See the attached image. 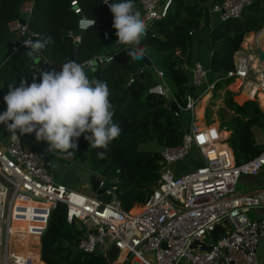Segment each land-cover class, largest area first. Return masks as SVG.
<instances>
[{
  "label": "built area",
  "instance_id": "obj_1",
  "mask_svg": "<svg viewBox=\"0 0 264 264\" xmlns=\"http://www.w3.org/2000/svg\"><path fill=\"white\" fill-rule=\"evenodd\" d=\"M252 1H215L210 13L219 19L240 17L243 8ZM70 3L74 12L80 13L79 30L94 23L93 18L82 13L77 0ZM138 3L143 16L148 18V30L154 19L165 15L170 0H138ZM31 5L30 0L21 9L26 13L24 21L15 18L8 24L12 33L23 36L22 43L32 40L34 35L27 24ZM263 25L250 31L252 38L248 43L244 44L243 38L241 47L233 53V68L224 77H232V82L239 79L235 90L256 99L264 113V101L260 99L264 93V57L260 58L257 51L258 44L264 51L261 37L258 40L264 33ZM103 35L107 38L108 32ZM72 39L79 41L80 31L72 33ZM209 54L210 51L208 57ZM111 58V53H97L80 64L91 62L86 70L94 72ZM36 63L30 67L42 72V66ZM155 70L160 77L164 76L163 69L155 67ZM210 71L201 60L195 59L193 83L196 89L201 87L199 96L215 87L218 77L209 80ZM205 81L208 82L203 86ZM152 90L167 94L169 88L161 78ZM195 105V99L188 98L184 111H190V119L178 143H153L163 163L155 187L135 212L124 209L117 193L106 202L94 193L87 194L57 181L51 166L31 146L32 138L17 133L14 140L0 123L6 133V138L0 141V264H46L40 253L24 247L21 240L29 236L41 245L40 236L58 201L65 203L67 221L77 220L83 227L73 250L105 256L107 264H264V215L252 218L248 214L251 209L264 208V184L247 191L236 188L241 175L256 176L264 169V131L260 152L236 162L231 147L224 141L231 131L224 136L227 129L219 123L200 122ZM193 150L199 154L200 162L179 170L176 166ZM97 175L99 185L108 181L117 190L116 175ZM216 223H221L224 231L214 241H207L209 230ZM194 240L199 242L191 247ZM201 241L210 247L201 248ZM112 244L118 249L113 256L109 254Z\"/></svg>",
  "mask_w": 264,
  "mask_h": 264
},
{
  "label": "trees",
  "instance_id": "obj_2",
  "mask_svg": "<svg viewBox=\"0 0 264 264\" xmlns=\"http://www.w3.org/2000/svg\"><path fill=\"white\" fill-rule=\"evenodd\" d=\"M26 1L0 0V44L10 38L18 41L0 59V114L7 110L4 96L9 85L19 87L24 77L31 83L33 74L37 72L30 67L36 61L26 55L28 49L22 43L23 37L16 38L17 34L12 33L8 25L12 19L26 16L21 10ZM31 1L27 24L34 32L32 40L49 35L54 40L37 54L38 58L47 60L46 63H36L42 66V71L51 68L61 71V66L72 60L74 51L77 63L97 53L112 54V58L96 71L86 73L90 79L108 82L110 99L115 107L113 120L121 128L119 137L110 142L103 159L97 153L105 149L89 146L84 135L79 138V150L72 157L65 159L64 153L56 152L60 158L73 161L78 158L83 161L82 154L86 153L91 168L100 164L102 173L116 175L117 196L124 209L137 211L157 183L163 161L159 151L152 147L153 143L174 145L182 138L189 120L188 112L184 111L186 102L190 97L196 102L199 98L193 83L194 56L197 48L205 43L210 54L201 62L210 68V76L215 75L213 79L218 77L212 96L217 97V91L222 89L224 107L232 112L224 120V108L219 110L221 124L231 131L225 143L231 147L236 162L244 161L262 149L253 130L255 126L264 129L262 108L256 99L236 101V92L228 87L233 78L224 75L233 68V53L241 47L245 34L262 27L264 0H253L243 8L240 17L227 19L213 18L210 13L211 5L219 0H170L165 15L154 19L149 27L151 31L142 37L139 47L146 49V55L140 60L127 56L132 45L118 43L113 46L118 38L117 30L113 27V14L104 0H77L82 13L94 19V23L83 30L77 28L80 13L74 12L71 0ZM77 31H80V40L74 42L72 33ZM104 31L108 32L107 38H104ZM152 54H155V59L150 58ZM155 67L163 69V77L158 75ZM161 78L167 83L168 95L152 90ZM170 99L176 101L179 112L167 106ZM210 108H205L207 123L213 121ZM21 135L32 138L35 133ZM82 229L79 221H67L65 203L58 201L52 207L40 236L41 259L46 264H107L101 260L95 262L93 258L73 250Z\"/></svg>",
  "mask_w": 264,
  "mask_h": 264
},
{
  "label": "clouds",
  "instance_id": "obj_3",
  "mask_svg": "<svg viewBox=\"0 0 264 264\" xmlns=\"http://www.w3.org/2000/svg\"><path fill=\"white\" fill-rule=\"evenodd\" d=\"M108 4L117 30V43L132 45L127 56L140 60L146 49L139 47L148 27V18L136 7L135 0H119ZM54 43L52 36L33 41L24 40L26 55L34 60L37 54ZM85 64L69 60L61 71L55 68L36 72L32 82L21 79L19 87L9 85L4 96L7 110L0 114V123L6 124L15 140L18 134L35 133L38 141L48 143V151L64 153L70 158L79 150V138H84L93 148H103L97 153L103 159L110 142L119 137L120 126L114 122L115 107L110 99L107 81L90 79ZM94 70V69H93ZM39 81V82H37Z\"/></svg>",
  "mask_w": 264,
  "mask_h": 264
},
{
  "label": "rangeland",
  "instance_id": "obj_4",
  "mask_svg": "<svg viewBox=\"0 0 264 264\" xmlns=\"http://www.w3.org/2000/svg\"><path fill=\"white\" fill-rule=\"evenodd\" d=\"M160 1L162 2L163 0H160ZM263 27H264V25H263ZM18 37H22V36L16 35V38H18ZM251 38L252 37L248 38L249 39L248 42L251 40ZM248 42H246V43H248ZM212 76L214 77L215 75L214 74L211 76L209 75V80L213 79ZM234 81L236 82V79ZM207 82L208 81H205L203 86L206 85ZM237 82L239 83V81H237ZM232 84H233V82L231 84H229L228 87L230 89H232L234 92H236L234 97L237 101V97H239L240 95H243V93L237 92L235 90L237 85L235 86ZM199 88H201V87H197V91ZM213 93H214V90H210L209 95H206L204 99H203V95L199 96V98L196 102L194 111L196 113V110H198L199 104H202V106L200 108V110H202V115L201 114L199 115L197 112L196 118L201 120L200 122H202V123H207V121L205 119V108L207 106H210L211 107L210 108L211 109L210 118L213 120L211 123H219L220 126L223 127V125L221 124L222 117L219 115V110L221 109V107L224 108V120L228 119V117L231 115L232 112L230 109L224 107V98H223L224 91L222 89L218 90L217 91L218 96L215 98L212 96ZM167 94H169V90L167 91ZM226 126H229V124L226 123ZM253 130H254L256 141L260 142L261 134L263 133L264 129L261 127L255 126L253 128ZM46 154L50 160L49 161L50 164L51 163L53 164L52 165L53 166L52 167L53 173L56 172V174H58L59 179H61L63 182H67V184L69 186L76 188L78 190H81L87 194H93V192L90 189V185H91L90 176L92 174H94V175H97V174L107 175V174L102 173L103 172L102 171L103 166L100 164H95L94 167L91 168V164L88 163V159H87L88 157H86V153L82 154V156H83L82 158H84L83 161H81L80 158L74 159L75 161L64 160V159L56 156L52 151H48V148L46 149ZM197 157H198L197 153L193 150L185 159H183L180 162L185 163L187 165L188 164L191 165L192 163H195V159L196 160L198 159ZM62 162H64L65 164H62ZM57 163H60V166ZM50 164H48V165H50ZM181 168L182 167H180L179 170H181ZM257 176L261 177V179H264V169L261 170ZM246 180H247V175H245V174L241 175L237 184H236V188L238 190H241V191L250 190V185L247 184ZM248 214L252 218L264 215V213H262V214L255 213L252 209L248 212ZM206 240L210 241V237H207ZM21 244L24 245V247L28 246L29 248H32L36 253H40V248H41L40 242H38V244L36 246L35 244L32 243V239L29 236H26L23 240H21ZM98 251L101 252V249H98ZM81 254L87 256V258H93L94 261L95 260L96 261L101 260L102 262H105V263L107 262V258L105 256H102V255L94 256V255L89 254V253H81Z\"/></svg>",
  "mask_w": 264,
  "mask_h": 264
},
{
  "label": "water",
  "instance_id": "obj_5",
  "mask_svg": "<svg viewBox=\"0 0 264 264\" xmlns=\"http://www.w3.org/2000/svg\"><path fill=\"white\" fill-rule=\"evenodd\" d=\"M21 20L24 21V18H21ZM150 31H151L150 29L147 30V32H150ZM261 35L258 36V40L260 39ZM17 42H18L17 40L14 41L12 38H10V39H8L6 41V44L8 46L6 54L9 53L12 50V48L14 47V44H16ZM257 51H258V54H259L260 58H263L264 57V51L260 48L259 44H258V47H257ZM74 58H75V51L72 54V61H74ZM35 61L39 63V62H41V59L37 57L35 59ZM149 63H150V60L147 59V64H149ZM192 88H194V87H192ZM246 99H248L246 96H241L240 95L239 97H237V101L239 103L243 102ZM167 106L172 108L176 112L180 111V108H179L178 104L173 99H170L167 102ZM188 118L190 119V111H188ZM31 146L33 147V149L36 152H38L44 158V161L47 164H50L47 154L45 153L44 149L40 145H37L36 143H32ZM99 182H100V177L98 175L92 174L90 176V183H91L90 189H91V191L94 194H96L97 198L102 199L103 201L107 202V201L110 200V197L112 196V194H116L117 193V190L115 188H113L111 186L112 183H109L108 181H103L100 185H99ZM105 189H110L111 192L108 193V192L105 191ZM226 222H227V219H224V223H226ZM223 231H224L223 225L221 223H216L214 225V227L209 230L210 240L214 241L220 234L223 233ZM197 242H199V241L198 240H194L191 243V247H195ZM209 247H210V244H208V243H206L204 241H201V248L207 249ZM117 251H118L117 247L114 244H112L110 246V249H109V254L111 256H113V255H115L117 253Z\"/></svg>",
  "mask_w": 264,
  "mask_h": 264
},
{
  "label": "crops",
  "instance_id": "obj_6",
  "mask_svg": "<svg viewBox=\"0 0 264 264\" xmlns=\"http://www.w3.org/2000/svg\"><path fill=\"white\" fill-rule=\"evenodd\" d=\"M29 1L30 0H28V1H26L23 5H22V8L23 7H25L26 5H28L29 4ZM136 7L141 11V13H142V15H143V10H142V8H141V6L139 5V3L136 5ZM21 8V9H22ZM23 13H25L24 11H23ZM26 14V13H25ZM248 33V32H247ZM249 34V33H248ZM249 36H250V34H249ZM249 36L247 37L246 36V34H245V36H244V38H245V40H244V44L246 43V42H248V38H249ZM118 39V38H117ZM117 41V40H116ZM118 45V43L117 42H115L114 44H113V46H117ZM7 49H8V46H7V44L6 43H2V44H0V59L6 54V51H7ZM209 51H210V49H209V47H208V44L207 43H205V44H203L200 48H197V51H196V55L194 56V59H199V60H201V61H205L206 59H207V57H208V53H209ZM156 54V53H155ZM155 54H152L151 56H150V58H152V59H155L156 58V56H155ZM85 71H87L86 70V68H85ZM234 83H237V82H233V84L232 85H234ZM206 95H209V93L207 92V93H205L204 95H203V99L205 98V96ZM244 95V94H243ZM201 106H202V104H199V106H198V110H196V113L198 112V114L200 115H202V110H200V108H201ZM214 124H216V123H214ZM187 127V126H186ZM226 133V134H225ZM228 133H229V131L228 130H225V131H223V134H224V136H226V135H228ZM6 133H5V130L2 128V127H0V141H3L5 138H6V135H5ZM32 142L33 143H36L37 145H40L43 149H44V151H45V153H46V149L48 148V143L46 142V141H38L37 139H36V137L35 136H33L32 137ZM258 142V141H257ZM56 156H58V152H56V151H52ZM196 152V151H195ZM197 153V152H196ZM197 155H198V159L196 160L195 159V163H192V164H197V163H199L200 162V157H199V154L197 153ZM59 157V156H58ZM61 160V159H60ZM50 161V160H49ZM62 161V160H61ZM60 162V161H59ZM57 164H59V166H60V163H57ZM62 164H65L64 162H62ZM191 164V165H192ZM53 164L51 163L50 164V166H51V168L53 167L52 166ZM191 165H187V164H185V163H180V164H178L176 167H178V168H180V167H182V168H186V167H189V166H191ZM54 176H55V178H56V180L57 181H59V182H63L61 179H59L58 178V174H56V172L54 173ZM247 184H249L250 185V189H252L253 187H255V186H259V185H262V184H264V179H261V177H258L257 175L256 176H247ZM64 183H66L67 184V182H64ZM68 185V184H67ZM69 186V185H68ZM69 187H71V186H69ZM73 188V187H72ZM255 213H258V214H262V213H264V208H258L257 210H253ZM32 239V238H31ZM23 240V239H22ZM33 244H36V243H38L37 242V240L36 241H34V242H32ZM19 245V247H21V244H18Z\"/></svg>",
  "mask_w": 264,
  "mask_h": 264
},
{
  "label": "bare ground",
  "instance_id": "obj_7",
  "mask_svg": "<svg viewBox=\"0 0 264 264\" xmlns=\"http://www.w3.org/2000/svg\"><path fill=\"white\" fill-rule=\"evenodd\" d=\"M248 36V35H247ZM249 37H252L251 36V33H250V36ZM261 42H263V44H264V33L261 35ZM246 44V43H245ZM237 81H239V79H236V82ZM234 85L236 86V85H238V82L237 83H234ZM241 96H246V95H241ZM260 99H261V101H264V93H261L260 94Z\"/></svg>",
  "mask_w": 264,
  "mask_h": 264
},
{
  "label": "snow or ice",
  "instance_id": "obj_8",
  "mask_svg": "<svg viewBox=\"0 0 264 264\" xmlns=\"http://www.w3.org/2000/svg\"><path fill=\"white\" fill-rule=\"evenodd\" d=\"M214 134V133H213ZM202 139V138H201Z\"/></svg>",
  "mask_w": 264,
  "mask_h": 264
}]
</instances>
